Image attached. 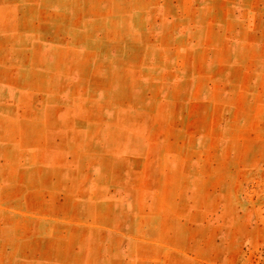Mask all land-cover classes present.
Segmentation results:
<instances>
[{"label": "rangeland", "instance_id": "374dc122", "mask_svg": "<svg viewBox=\"0 0 264 264\" xmlns=\"http://www.w3.org/2000/svg\"><path fill=\"white\" fill-rule=\"evenodd\" d=\"M0 264H264V0H0Z\"/></svg>", "mask_w": 264, "mask_h": 264}]
</instances>
